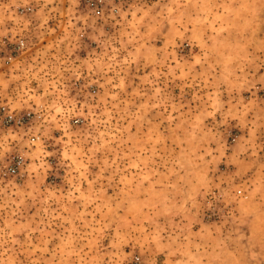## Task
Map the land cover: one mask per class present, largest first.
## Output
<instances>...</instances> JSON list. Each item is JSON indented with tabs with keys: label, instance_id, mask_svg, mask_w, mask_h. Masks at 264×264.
I'll use <instances>...</instances> for the list:
<instances>
[{
	"label": "clouds",
	"instance_id": "clouds-1",
	"mask_svg": "<svg viewBox=\"0 0 264 264\" xmlns=\"http://www.w3.org/2000/svg\"><path fill=\"white\" fill-rule=\"evenodd\" d=\"M0 264H264V0H0Z\"/></svg>",
	"mask_w": 264,
	"mask_h": 264
}]
</instances>
